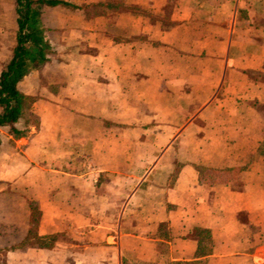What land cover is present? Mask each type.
<instances>
[{
	"label": "crops",
	"instance_id": "0c3cea01",
	"mask_svg": "<svg viewBox=\"0 0 264 264\" xmlns=\"http://www.w3.org/2000/svg\"><path fill=\"white\" fill-rule=\"evenodd\" d=\"M63 1L0 126V264H264V0Z\"/></svg>",
	"mask_w": 264,
	"mask_h": 264
},
{
	"label": "trees",
	"instance_id": "16d2710c",
	"mask_svg": "<svg viewBox=\"0 0 264 264\" xmlns=\"http://www.w3.org/2000/svg\"><path fill=\"white\" fill-rule=\"evenodd\" d=\"M57 4L81 7L63 0H16L15 2L16 44L12 49L10 59L5 62L0 71V126H10L14 136H19L22 132L18 131L13 124L26 110L30 109L33 102V98L22 93L18 89L17 84L32 69L43 64L47 60L49 52V45L44 39V29L40 20L41 7L43 5L54 6ZM96 5L105 6L100 3ZM106 6L109 5L106 4ZM262 152L264 153V148ZM36 220L37 213L35 214L34 211L31 218V226H34ZM29 233H31V230ZM34 240L40 245H49L54 241V235L38 236ZM26 244L30 243L24 240L20 245L24 246ZM175 264L200 263L177 262Z\"/></svg>",
	"mask_w": 264,
	"mask_h": 264
},
{
	"label": "rangeland",
	"instance_id": "374dc122",
	"mask_svg": "<svg viewBox=\"0 0 264 264\" xmlns=\"http://www.w3.org/2000/svg\"><path fill=\"white\" fill-rule=\"evenodd\" d=\"M93 7H94V10L96 11V10H98V11H100V10H104V8H105V6H102V5H93ZM32 121H36V118H34V117H32Z\"/></svg>",
	"mask_w": 264,
	"mask_h": 264
}]
</instances>
